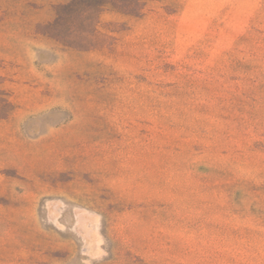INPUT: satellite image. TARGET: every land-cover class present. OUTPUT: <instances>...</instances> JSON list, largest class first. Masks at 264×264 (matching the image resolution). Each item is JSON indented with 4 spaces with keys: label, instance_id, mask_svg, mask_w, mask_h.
Here are the masks:
<instances>
[{
    "label": "rangeland",
    "instance_id": "obj_1",
    "mask_svg": "<svg viewBox=\"0 0 264 264\" xmlns=\"http://www.w3.org/2000/svg\"><path fill=\"white\" fill-rule=\"evenodd\" d=\"M0 264H264V0H0Z\"/></svg>",
    "mask_w": 264,
    "mask_h": 264
}]
</instances>
